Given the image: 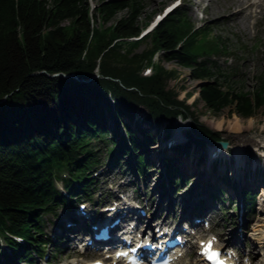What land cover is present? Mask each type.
Segmentation results:
<instances>
[{
    "label": "trees",
    "instance_id": "16d2710c",
    "mask_svg": "<svg viewBox=\"0 0 264 264\" xmlns=\"http://www.w3.org/2000/svg\"><path fill=\"white\" fill-rule=\"evenodd\" d=\"M93 10L87 0H0V264H35L48 247L53 257L61 253L63 238L44 232V218L74 205V197L91 199L105 157L150 174L142 150L158 142L163 122L166 137L173 119L191 114L168 88L173 71L160 63L150 76L140 74L158 53L200 81L198 98L213 114L230 106L249 118L264 105V71L252 89L237 86L234 69L215 60L227 41L183 11L166 15L148 35L149 48L136 52L142 0H102ZM186 135V150L222 139L194 118ZM170 166L168 159V173ZM261 175L264 182V167ZM251 191L242 193L247 212Z\"/></svg>",
    "mask_w": 264,
    "mask_h": 264
},
{
    "label": "rangeland",
    "instance_id": "374dc122",
    "mask_svg": "<svg viewBox=\"0 0 264 264\" xmlns=\"http://www.w3.org/2000/svg\"><path fill=\"white\" fill-rule=\"evenodd\" d=\"M102 0H87V2L92 6H96ZM143 1V11L138 19L139 21V28H144L145 25L149 22L152 16L161 10L163 5L168 3L171 0H142ZM224 0H183L182 6L179 7L178 10L183 11L186 18L189 19L190 22L194 23L196 26L205 25L211 35L219 36L221 40L227 41V51L220 53V55L215 57V60L220 63L223 68L234 69V80H238L237 86L244 87V90H250L256 85V76L259 72L264 71V13L261 11L259 7H252L250 10L253 13H257L256 16L252 17L249 21L248 26L242 24L240 21H232L229 22L227 25V21L223 16L219 17H209L210 15V8L217 2L219 5H223ZM224 6V5H223ZM201 10H203V14H201ZM94 12V10H93ZM173 12H176L173 11ZM172 12V13H173ZM123 13V12H122ZM122 13L118 15V17L122 16ZM148 35L142 38L138 47L136 48V52H141L144 49L149 48V39L147 38ZM147 38V39H145ZM145 39V40H144ZM202 60L203 58L200 57ZM160 63L166 67L168 70L173 71V76L168 79V88L172 89L174 93H176V98L178 100H183L184 103L188 106V111L191 112L190 115H186L185 117H176L171 121V134L172 141H169V138L165 139L162 134H164V128L167 125L168 121L162 123L157 137H158V144L155 147H150L147 150L143 149V153L146 155H150V157H155L159 155V151L162 150V146L165 148H171L174 144L181 143L179 140L175 139V132L179 133L181 130L187 127L188 120L194 118L197 122L201 123L202 125L206 126L207 128L219 132L222 139L227 140L231 146H239L242 149H246V152H243V157L246 159L248 166L246 165V169L244 172L246 173V177L248 175H253L250 179L251 185L247 186L252 189L251 193L255 195V201H253V207L251 208L250 212L242 206L241 200H237L236 198H232L229 191L222 195L224 199V203L215 199L214 197L209 196V199L215 201L214 208L212 209L211 215L209 217L203 216L201 213L202 207L195 206L194 209L197 207V210H194L193 207L189 208L188 211L192 209L199 214L205 223V220L208 221L210 231L218 237V245H234L235 250L239 253L238 262L239 264L242 263V259L246 258V261L251 263L250 259L256 261L255 264H264V246H261L256 242L257 228H261L264 225V195H261L262 190L264 189V182H262V175L261 171L264 167V159L261 157V150L264 147L258 140L259 135H264V105L257 111V113L249 118H243L237 116L232 107H225L222 111L218 114H213L212 112L208 111V109L204 106V103L198 98V89L200 86V81L193 79L189 74L190 70L175 61H165L163 55L159 53L154 56L152 63L148 66H145L141 74L142 75H149L155 70L156 64ZM149 68L150 71L148 74H144V69ZM138 116H145L146 110L140 108L137 111ZM106 120L104 125L106 129L113 132L115 128L111 119L108 116H105ZM234 118L238 120V128L236 129L231 128V121H234ZM222 119V123L220 128H217V121ZM131 127H134V122H129ZM138 120H136V124ZM190 123V122H189ZM139 124V123H138ZM140 125V124H139ZM184 125V126H183ZM113 126V127H112ZM145 128L149 129V126ZM117 132H122V127L119 126ZM137 133L140 134V131L137 129ZM108 134V138L112 135ZM184 134H186V130H184ZM114 136V135H113ZM117 140L119 136H114ZM171 143V145H170ZM190 143L188 139L184 145H178L172 151L174 155H179V157L187 153L189 155V151L191 149L194 150L196 156L200 155V153H204L205 150L200 148H196L194 146H187L189 151L185 150V145ZM211 145L210 151L207 152V156L210 157L211 150L216 146V144ZM148 152V153H147ZM104 153L102 154L101 158H103ZM171 155V154H170ZM227 159V156H224ZM197 159V158H196ZM263 159V160H262ZM219 161L215 162L220 163ZM257 162V168L254 172H251V168H253L252 163ZM108 158L105 157L104 160L101 161V165L107 164ZM233 163V160H231ZM114 171L113 172H105L104 171V179H100V182L95 190L93 201L85 202L83 199H80L79 203L77 204L76 209H79L80 204H88L93 206V204H101L108 200L113 199H120L121 195L123 198L128 199L130 202H135V199L138 197L139 201L142 202L143 200H147L152 196V204L153 208L148 213L147 209L144 208V205L140 203L137 207L136 211L143 209L144 214L142 217H145L144 222L141 223V226L146 225L150 215L153 213L157 201L159 199V194L157 192L152 193L153 186L156 181L159 180L157 176L159 175L153 168V171L149 174H144L142 176H135V172L132 168L123 162H116L114 163ZM126 164V165H125ZM228 166V162H226ZM123 166V167H122ZM160 167V164H158ZM259 166V167H258ZM176 170H180L179 165H175ZM102 168V167H100ZM214 169H216L213 166ZM103 169V168H102ZM101 169V170H102ZM243 170L240 171L243 175ZM99 171V168L97 169ZM181 171V170H180ZM250 173V174H249ZM122 174V175H121ZM172 177L177 175V172L170 173ZM146 175L150 177L147 179L148 186L141 188L139 186V180L137 179H144ZM226 175L221 174L220 178H224ZM187 176L185 179H188ZM146 179V178H145ZM195 179V178H193ZM190 180V179H189ZM192 180V178H191ZM190 180V181H191ZM136 182V185L133 182ZM102 182V183H101ZM101 183V184H100ZM138 183V184H137ZM193 184L186 185L185 183H178L177 186H174V190H172V197L175 200L173 206L166 208L167 203L163 204V208L160 210L157 216H154L153 219L150 220L151 226L155 223L160 222L161 219L165 218L166 223H174L180 217L181 209L183 202L185 201L187 193L190 189L194 186ZM190 185V186H189ZM58 186L61 188V184L58 183ZM212 188V187H211ZM181 189L179 192L178 190ZM207 189L211 190L208 188ZM108 190V191H107ZM118 190H126L125 193H122ZM178 192V193H177ZM134 197V198H133ZM197 198V197H196ZM232 198L231 200H229ZM73 199H76L75 197ZM195 199V198H193ZM191 200L188 204H192L194 200ZM77 201V199H76ZM120 201H123L121 199ZM237 201V202H235ZM101 202V203H100ZM236 204H239V209H236ZM141 208V209H140ZM226 208V210H225ZM191 213V212H190ZM59 218L53 217V215H47L44 218V232L51 236L53 230L57 229L60 231V235L64 237L63 239V248L61 253L58 254L56 257H53L51 254L52 247L47 248V258H36L37 264H86V262L90 259L96 257V255H92L91 252L94 251L93 249H86L84 245L86 244V239L81 237H77L75 241H71V237L73 236L67 231H70L71 227L63 228L64 224L66 227L67 222H69L68 217H71V213L64 207H60L57 211ZM246 221L245 224L242 225V221ZM58 221V222H57ZM62 221V226H60V222ZM57 222V223H56ZM200 222V226L204 227L205 224ZM74 223V222H73ZM72 224V221L70 222ZM150 226V227H151ZM194 231V232H193ZM195 234L194 236L197 239L204 238L203 236L206 235V231L200 230H192ZM234 233L236 234L235 242L229 243L227 242V238ZM67 235V236H66ZM69 235V236H68ZM194 242L193 239L190 240ZM193 247V248H192ZM186 254L188 257L182 259L183 264H201V261L196 259L194 253L196 250L195 246L185 247ZM191 252V256L189 255ZM41 257V256H40ZM24 264V263H20Z\"/></svg>",
    "mask_w": 264,
    "mask_h": 264
},
{
    "label": "bare ground",
    "instance_id": "6f19581e",
    "mask_svg": "<svg viewBox=\"0 0 264 264\" xmlns=\"http://www.w3.org/2000/svg\"><path fill=\"white\" fill-rule=\"evenodd\" d=\"M223 5H219L216 2L210 8L209 17L214 18V17L223 16L227 21V25L229 22H232V21H237V22L240 21L242 24L246 25L247 27L250 19L257 15V13H253L250 10L254 6L259 7L260 12L262 11L264 13V0H224ZM189 122L191 123V120H188L187 127L181 130L179 133L175 132V139L179 140L181 143H186V141L188 140L187 135L184 134V130H187L190 127ZM221 123H222V119H219V121H217V128H220ZM238 125L239 123H238L237 118H234V121H231V128L236 129V127L238 128ZM171 138L170 140L172 141ZM258 140L261 143V145L264 147V135H259ZM224 141H227V140H224ZM206 142L207 143L203 146V148L205 151L209 152L211 148V145L209 144L210 143L216 144L217 140L208 139ZM157 144L158 143H155L151 147H155V145ZM218 145L219 144L217 143V146H215L213 150H211L212 153H216V157L205 156L204 162H200L199 159H196L197 157L193 149H191L190 151L188 149L189 155H187V153H184L180 157L179 155H176V154L174 155V152L172 151V147L168 148L167 146L165 148L162 146L161 148L162 150L159 151V155L152 157V158L150 157V155H148L149 153L147 152L148 153L147 157H148L150 165H153L155 167L154 171H157L159 174L157 176L159 180L156 181V183L154 184L153 191H152V193L157 192L159 194L158 196L159 199L157 201V204H156V207L153 213L150 215L147 221L148 223L146 226L148 228L151 226L150 220L153 219L154 216H157L159 214L160 210L163 208V204L167 203L166 208H169L173 206V203L175 201L171 195L172 190H174V186L171 183L172 176L170 173H168V170L165 168L166 160L168 159L171 161L170 169L172 171L176 170L175 165L180 166L181 171L179 169L176 170L177 175L180 178L182 177L183 179H185L187 176L189 177L188 179H185L186 185L188 184L191 185L193 183L195 184L190 189V191L187 193V196H185L186 199L183 202L181 214L177 222L166 223L165 222L166 217H164L159 222V225L161 226H173L175 230L184 232V230H182L183 224H189L190 220L194 217L196 212L193 209L195 206L202 207L201 208L202 211L204 209L203 213H201L203 216L207 217L211 215L212 213L211 211L214 208V204H215L214 199L213 200L209 199L211 192H215L216 194L215 199L216 200L218 199L219 201H222L223 199L222 195L225 194L226 190L229 191V193L232 195L231 196L232 198H236L237 200H240L242 199L243 191L246 189H251L247 186L246 182L249 181L248 185L250 186L251 185L250 179L252 178L253 175L251 176L248 175L249 177L247 178L246 173L244 172V170L246 169V165L247 167H249L246 159L242 156L243 152L244 151L246 152V149H242L239 146H231V144L227 141V146L223 147L220 144L219 145L220 149L219 151H217ZM148 148H146L145 150H147ZM224 156H227V159ZM260 156L263 157L264 159V149L261 150ZM218 159H220V163H218L216 169H214L213 164H215L216 160ZM231 160H233V163H231ZM226 162H228V166L226 165ZM158 164H160V167L158 166ZM252 165H253V168H251V172H254L257 168V162L256 163L253 162ZM114 166H115L114 163L101 165L103 169L100 168L99 176L104 179V175H105L104 171L113 172ZM242 170H243V175L240 172ZM152 171L153 169L150 171V173ZM221 174L227 175L230 181L225 182L224 180H222L220 178ZM135 176L137 177L139 175L135 174ZM149 177H150L149 175H146L145 177L146 179L145 178L137 179L139 180L138 183L141 188L148 186L149 183L147 179ZM133 184L136 185V182L134 181ZM207 185H208V188L211 190L207 189ZM220 188H222L223 191H221ZM180 190L181 189H179L178 192ZM118 191L122 193L126 192V190H118ZM206 193H208L209 196ZM177 195H181L180 192ZM261 195H264V189L262 190ZM211 197H214V195ZM118 198L105 201L104 203L100 202L101 204L99 203L93 204V206H90L88 204L83 209L84 213L74 211L72 216L76 220V223L72 224L70 231H67V233H70L73 235L71 237V241H75L76 239H78L77 238L78 236L81 237L80 233L84 225H87L90 222L94 221L93 214H94L95 209H97V207L105 208L107 204H110V203L115 206L114 210H112L111 212L107 211V214L109 215V217H118L120 219V222L113 228V231L116 236L123 229H126L127 227L126 225L129 223L130 214H128L127 211L131 212L134 215L137 226L140 227L141 223L144 222L145 217H142L141 215H139L136 212V208L140 205V203L144 205V208L147 209L148 213L153 208L152 196L148 198L147 200H143L142 202L139 201L138 197L135 199V202H130L128 199L123 198L122 195L120 199ZM121 199H123V201H120ZM192 199L194 200L193 206L192 204L188 206L189 202ZM192 207L193 209L191 211H188V209ZM236 209H239V204H236ZM245 223L246 221L243 220L242 225ZM198 225L199 224H197V226ZM257 230H258V233H257L256 242L260 244L261 246H264V225H262L261 228H257ZM235 239H236V234L232 233L230 237L227 238V242L233 243L235 242ZM250 260H251V264L256 263L255 260L253 259H250ZM76 264H81V263L78 262Z\"/></svg>",
    "mask_w": 264,
    "mask_h": 264
},
{
    "label": "snow or ice",
    "instance_id": "6c2138e0",
    "mask_svg": "<svg viewBox=\"0 0 264 264\" xmlns=\"http://www.w3.org/2000/svg\"><path fill=\"white\" fill-rule=\"evenodd\" d=\"M179 3V0H177V4ZM176 5H173V7H175ZM212 246V242L209 241L208 244L206 245L204 251L207 253V258L209 260H213V259H217L219 256L218 252H214L211 249ZM119 255H127L126 253H120ZM220 264H223V261L220 262Z\"/></svg>",
    "mask_w": 264,
    "mask_h": 264
},
{
    "label": "water",
    "instance_id": "95a60500",
    "mask_svg": "<svg viewBox=\"0 0 264 264\" xmlns=\"http://www.w3.org/2000/svg\"><path fill=\"white\" fill-rule=\"evenodd\" d=\"M198 93V92H197ZM220 144L223 146V147H226L227 146V141H221Z\"/></svg>",
    "mask_w": 264,
    "mask_h": 264
}]
</instances>
